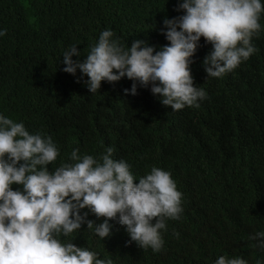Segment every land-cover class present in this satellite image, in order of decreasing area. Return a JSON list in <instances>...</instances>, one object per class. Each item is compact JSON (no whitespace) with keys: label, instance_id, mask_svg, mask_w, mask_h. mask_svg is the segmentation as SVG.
<instances>
[{"label":"trees","instance_id":"obj_1","mask_svg":"<svg viewBox=\"0 0 264 264\" xmlns=\"http://www.w3.org/2000/svg\"><path fill=\"white\" fill-rule=\"evenodd\" d=\"M181 2L0 0V30L7 31L0 37V115L31 134L51 136L59 156L49 171L73 163V150L99 159L113 147V158L130 165L135 183L155 166L170 172L182 193L183 211L178 220L166 218L159 252L129 244L117 220L109 221L112 234L105 239L85 223L62 236L63 243L113 264H215L222 255L256 264L264 261V249L249 239L264 231V12L252 38L258 51L221 78L207 77L203 59L212 45L201 37L190 65L194 86L207 93L199 108L174 111L138 82L132 95L134 81L127 77L102 81L90 93L79 69L63 71L64 52L76 45L81 55L72 59L83 62L104 30L125 49L140 40L159 51L169 43L163 21L184 14L176 11Z\"/></svg>","mask_w":264,"mask_h":264},{"label":"clouds","instance_id":"obj_2","mask_svg":"<svg viewBox=\"0 0 264 264\" xmlns=\"http://www.w3.org/2000/svg\"><path fill=\"white\" fill-rule=\"evenodd\" d=\"M181 10L183 15L164 19L167 30L162 34L169 43L159 51L140 40L125 49L111 30H104L83 62L72 59L81 55L76 45L65 51L63 71L75 75L79 69L88 77L90 93L97 92L102 81L127 77L134 81L132 95L138 82L150 86L160 103L174 111L199 108L207 93L194 86L190 65L201 37L212 45L203 59L207 77L221 78L258 51L252 38L261 30L264 5L261 0H182L176 11ZM6 34L0 30V37ZM113 153L114 148L107 147L97 159L73 150V163L49 171L59 156L51 136L31 134L22 122L0 115V264H113L85 247L61 241L85 223L105 239L112 234V220L125 226L129 244L161 251V230H166V218H180L182 193L171 173L155 166L135 183L130 165L114 159ZM14 184L22 191L13 190ZM82 209L103 222L87 219L89 213L81 215ZM249 239L264 249V231ZM215 264L248 262L222 255Z\"/></svg>","mask_w":264,"mask_h":264}]
</instances>
